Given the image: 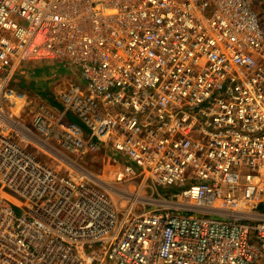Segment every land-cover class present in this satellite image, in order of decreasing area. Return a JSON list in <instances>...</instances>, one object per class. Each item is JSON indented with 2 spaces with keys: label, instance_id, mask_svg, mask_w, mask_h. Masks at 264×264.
Instances as JSON below:
<instances>
[{
  "label": "built area",
  "instance_id": "built-area-1",
  "mask_svg": "<svg viewBox=\"0 0 264 264\" xmlns=\"http://www.w3.org/2000/svg\"><path fill=\"white\" fill-rule=\"evenodd\" d=\"M65 59L57 93L13 81ZM101 149L127 188L83 164ZM263 202L251 0H0V264H264Z\"/></svg>",
  "mask_w": 264,
  "mask_h": 264
},
{
  "label": "rangeland",
  "instance_id": "rangeland-1",
  "mask_svg": "<svg viewBox=\"0 0 264 264\" xmlns=\"http://www.w3.org/2000/svg\"><path fill=\"white\" fill-rule=\"evenodd\" d=\"M255 8L260 12L264 21V0H251ZM63 67L59 72V68L55 66L52 62H38L35 65L30 64L29 68L24 71V73L18 74L17 82L23 81L22 90H24L30 97L38 98L39 94L44 95L46 91L48 95L52 92L57 93L66 87L70 82H75L79 80V70L74 67L68 59H65L61 63ZM61 67V66H60ZM59 73V74H58ZM57 75L59 77H57ZM19 76L21 80L19 81ZM53 76V77H52ZM52 78L53 82L50 81ZM21 88V87H20ZM45 96V95H44ZM83 164L86 168L95 176L99 177L104 182V187L107 188L110 185L118 187L120 189L127 188L123 183H120V169L121 161L114 154H111L106 150H98L94 153L88 154L83 159ZM128 190L134 188L133 185H128ZM180 186L167 187L162 189L165 194H170L177 191ZM150 192L148 190L139 193V200H144L145 202H150ZM126 202H121V205H127ZM146 209L152 208V206L147 203ZM139 210V206L135 207Z\"/></svg>",
  "mask_w": 264,
  "mask_h": 264
},
{
  "label": "trees",
  "instance_id": "trees-1",
  "mask_svg": "<svg viewBox=\"0 0 264 264\" xmlns=\"http://www.w3.org/2000/svg\"><path fill=\"white\" fill-rule=\"evenodd\" d=\"M17 76H18V75H16V76L14 77V80H13L14 83H15L17 86L21 87V88L24 87V86H23V83H22L23 81L21 80V77H20V76H19V81L21 80V82H17V80H18V77H17ZM43 94H45V96H46V95H48V92L45 91ZM50 98H51V96H50ZM71 119H75V120H76V118H71ZM260 208H261V209H264V202L261 203Z\"/></svg>",
  "mask_w": 264,
  "mask_h": 264
},
{
  "label": "crops",
  "instance_id": "crops-1",
  "mask_svg": "<svg viewBox=\"0 0 264 264\" xmlns=\"http://www.w3.org/2000/svg\"><path fill=\"white\" fill-rule=\"evenodd\" d=\"M39 63H40V62H39ZM41 63H42V62H41ZM52 63H53V62H52ZM31 64H32V65H35V63H31ZM53 64L59 68V69H58L59 72H60V70H62V69H61V68L63 67L62 64H60V63H56V64L53 63ZM60 66H61V67H60ZM28 68H29V65H28L27 67H24V68H23L24 70L22 69L23 71H22L21 73H24V71L27 70ZM58 74H59V73H58ZM52 77H53V76H52ZM57 77H59V76L57 75ZM50 81L53 82L52 78H50ZM68 84H69V83H68ZM68 84H67V85H68ZM67 85H66V86H67ZM44 95H45V94H44ZM49 95H51V94H49ZM46 96H47V95H46ZM48 97H49V99H51L50 96H48Z\"/></svg>",
  "mask_w": 264,
  "mask_h": 264
}]
</instances>
